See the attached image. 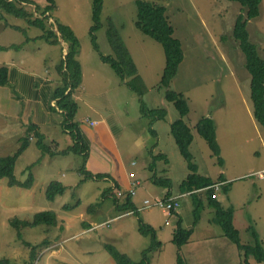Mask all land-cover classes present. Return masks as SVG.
<instances>
[{"label": "rangeland", "instance_id": "374dc122", "mask_svg": "<svg viewBox=\"0 0 264 264\" xmlns=\"http://www.w3.org/2000/svg\"><path fill=\"white\" fill-rule=\"evenodd\" d=\"M31 1L40 7L45 4V0ZM134 1L102 0L100 26L94 32L96 43L101 53L113 55L105 34L107 20L110 18L143 79L146 89L142 99L145 105L164 108L166 114L163 119L143 117L139 111L137 95L123 83L117 86L119 78L100 60L89 35L92 0H55V8L50 12L47 23L52 24V29H55L54 20L68 25L79 39L78 55L84 62L85 73L84 90L80 91V86L76 89L80 92L75 99L77 112L74 121L79 123V127L85 126L86 119L97 118L84 105L87 100L82 93L87 92L86 89L107 90L110 95H118L112 96L119 118L118 127L115 129V123L110 118L108 123L111 130H115L113 140L119 153L124 156L126 175L139 182L133 196L135 206L139 207L144 198L160 196L166 192L165 187L152 182L154 174L169 178L171 190L177 193L178 184L189 171L170 134L169 125L179 117L178 112L171 102L163 98V89L157 88L164 65L163 51L157 42L135 28ZM149 1L166 8L173 36L179 40L183 51V58L169 88L181 92L188 104L189 111L184 121L194 135L189 150L197 166V173L210 177L214 182L219 180L220 173L223 174L227 179L228 191L226 195L220 190L218 200L224 207H232L234 226L241 241H252L247 231L251 219L259 230L264 246V130L252 116L250 75L244 67L243 53L231 36L236 16L244 12L237 2L229 0ZM21 4L27 10L34 11L35 16L41 15L39 10L33 8V4ZM246 29L250 41L256 44L259 54L264 57V0L260 2L258 16L247 21ZM40 33V29L28 25L23 18L0 10V46L7 47L0 49V63L18 61L23 54L27 55L24 57V66L36 63L38 70L43 72L45 66L50 65L49 59L55 58L56 50L40 40ZM60 42L67 47L66 42L61 39ZM15 46L20 47L15 49ZM0 93H4L1 97L7 98L5 102L0 100V155H5L17 148L18 139L25 134L20 128L24 124V105L23 99H14V96L10 98V87L0 86ZM8 98L11 102H8ZM210 114L217 122L219 146H222L224 153L222 155L220 150L222 167L194 128L200 117ZM46 137L56 140L60 148L70 143L61 125L46 131ZM154 146H157L156 150ZM89 148L90 154L84 163L86 170L94 173L87 166L88 158L91 164L93 160L100 164L101 160L91 150V145ZM157 151L165 154L168 163L163 159H153L152 154ZM110 158L115 159L111 155ZM82 163V158L72 153L41 156L33 142L17 157L13 171L15 177L24 181L30 172L33 183L29 188L8 186L7 179L0 178V258H8L13 264H29L28 261L31 264H115L104 248L109 243L133 262H138L142 259V252L151 244L150 236H143L137 230V219L140 218L145 223L151 222L156 239L161 242L159 248L148 250L147 264H176L178 249L171 239L178 216L163 211L158 205L143 208L135 214L130 210H117L115 190H111L109 196H101L102 191L109 188L111 183L103 177L80 181L82 176L78 169ZM53 180L61 182L65 190L62 195L50 201L45 198L44 192L47 184ZM196 191L198 196L205 199V190ZM97 201V208L87 209ZM117 201L121 203L123 198L117 197ZM179 201L176 213L181 218V226L188 228L192 223L191 198L185 195ZM65 204L70 208L65 209ZM41 210L54 211L57 225L23 228L22 238L18 239L16 230L8 224L9 219L16 217L31 220L33 214ZM207 210L205 206L201 212L188 249L182 245L179 251L185 252L184 256L190 264H232L236 255L239 264L240 252L237 249L234 254L235 245L223 236L218 225L209 221L212 212ZM166 220L168 223H165ZM44 240L47 241L45 245L42 244ZM32 245L35 247V256L31 260ZM251 264L264 262L251 259Z\"/></svg>", "mask_w": 264, "mask_h": 264}, {"label": "trees", "instance_id": "16d2710c", "mask_svg": "<svg viewBox=\"0 0 264 264\" xmlns=\"http://www.w3.org/2000/svg\"><path fill=\"white\" fill-rule=\"evenodd\" d=\"M237 2L244 13H239L234 21L231 36L237 42L238 48L243 53L244 67L250 75L249 82V96L252 104V116L256 123L264 130V57L259 54L255 43L250 41L248 31L246 29L247 21L258 16L259 5L261 0H229ZM21 3L28 5L33 4V8L40 11L39 16L34 15V11H29ZM136 14L134 19V26L141 33L147 35L155 42H157L163 51L164 65L162 73L157 85L158 89H163V98L171 102L178 112L179 117L173 120L170 125V134L174 139V143L179 151V154L186 162L188 173L186 177L178 184L177 191L179 194L189 192L193 205L192 208V223L188 228L181 226V218L176 210L171 212L178 216L177 226L173 230L171 241L175 244L178 251L175 257L176 264H190L184 255L179 251L182 245L188 242L195 225L198 223L201 211L204 207L201 198L197 195L196 190L206 187H212L214 183L210 177L203 176L197 173V166L193 162V156L189 150V146L193 140L192 130L190 126L184 121L189 109L186 99L181 92L170 89V82L177 73L178 65L183 58V51L180 42L173 36V27L168 21L166 15V8L163 5L157 4L149 0H135ZM102 7V0H92L91 2V19L92 24L89 28L90 40L93 48L98 52L99 58L106 63L128 89L137 95L139 103V111L143 117H151L152 119H163L166 114L164 108H150L145 105L142 97L145 93V85L143 79L138 73L135 61H133L127 46L124 43L119 30L114 26L110 18L107 20L105 30L106 39L112 49V54H103L99 51L96 43L94 32L100 26V11ZM55 8V0H45L43 7L35 5L31 0H0V10H3L16 17L23 18L28 25L34 26L41 30L39 38L45 42L56 45L60 43V39L67 43V51L63 58L60 59L56 66L59 75V83L54 87L52 98L55 99L57 108L62 110L63 120L61 122L62 130L68 135L70 143L63 148L58 146L56 141H50L44 137L40 132L39 127L32 121L26 122L23 120V125L20 128L25 132L18 140L17 148L11 154L0 155V178H6L8 186H18L29 188L33 183V176L29 172L24 181L18 180L14 175V164L17 157L33 142L39 149L41 156L54 155H79L83 163L79 167L78 172L82 176L81 180L105 178L112 180L111 186L102 191L101 196H109L111 190H115L116 197L114 202L117 210L128 211L135 214L139 211L138 207L132 200L128 188H121L120 185L110 177L108 173L92 174L85 168V161L88 155V144L83 140L80 133L79 123L74 121V116L77 112V103L73 97V92L81 83V66L77 59L79 51V39L68 25L59 21L53 22L55 29H52V24H48L47 20L50 18V12ZM48 13V14H47ZM224 39V36H222ZM20 47V46H19ZM13 47L15 49L19 48ZM5 46H0V49H6ZM9 85L8 67L5 64H0V86ZM13 89V87H12ZM197 134L206 142L211 155L216 157L217 163L222 167L223 159L220 155V146L216 139L215 122L211 116H202L194 124ZM152 134L155 131L151 130ZM53 147V148H52ZM153 159H163L167 163V157L164 153L153 155ZM28 170L30 166L27 167ZM151 169V166L149 167ZM217 182H222L219 186L224 194L227 193V182L223 179V174L220 173ZM152 182L168 189L166 195H169L171 189V180L167 177L156 176L152 177ZM216 182V181H215ZM113 186V187H112ZM223 188V189H222ZM218 189V190H219ZM65 186L59 181H50L45 188V198L47 200H54L57 196L62 195ZM217 190V191H218ZM216 191L213 188H206L205 195L207 204L214 209L212 217L209 219L211 223L218 225L225 236L232 242L240 252L239 264H251L249 259L252 258L257 262H264V246L260 240L258 233L251 220L247 225L252 241L251 243H243L240 239L239 232L234 226L233 209L232 207H223L219 200H217ZM119 194V195H118ZM215 195V196H214ZM117 197H122L123 201L118 203ZM180 205V201H179ZM99 201L90 207H98ZM65 209H69L68 205H64ZM137 230L143 236H150L151 244L147 250L142 252V259L138 262H133L126 254L118 251L112 244H105L104 248L115 261V264H147L148 259L146 254L148 250H155L161 246V242L156 239L154 228L143 222L140 218L137 219ZM58 223L56 213L52 210H41L33 214L31 220L10 218L8 224L16 230V237L22 238L21 229L26 227H35L38 225L56 226ZM46 240L42 242L46 244ZM27 245H30L28 242ZM34 245L30 250L31 260L35 256ZM31 264V261H28ZM0 264H13L8 258H0ZM68 264V263H64Z\"/></svg>", "mask_w": 264, "mask_h": 264}, {"label": "crops", "instance_id": "0c3cea01", "mask_svg": "<svg viewBox=\"0 0 264 264\" xmlns=\"http://www.w3.org/2000/svg\"><path fill=\"white\" fill-rule=\"evenodd\" d=\"M42 41L45 42L44 40ZM52 46L56 50V56L54 59H49L48 62H50L49 63L50 65L45 66V68L43 69V72L41 70L40 71L38 70L36 63L35 64L30 63L34 65L24 66V63H25L24 57H27V55H23V54L21 55L18 61L13 60V62H11L10 64H8L7 62H2L0 64H5L8 67V80H9L10 86L9 85H6V86L10 87L11 89L13 87L12 95H10V98L14 96L15 97L14 99H20V100L23 99V105H24V108L22 111L23 120L26 122L32 121L39 127L40 132L44 135L46 139L50 141H56L54 139L47 138L46 131H48L50 128H57L59 125H61V122L63 120L62 110L57 108L55 104V99L52 98V92H53L54 87L59 83V75L57 73L56 66L59 63L60 59L63 58V56L65 55L67 51V47L64 44H59V45L56 44ZM77 59L79 60L80 66H81L82 76H81V83L79 86L81 87L80 91H82L84 90V85H83L84 83L83 79L85 75L84 62L82 61L79 55H77ZM85 67H86V63H85ZM51 69L55 71L52 72ZM121 84L122 83L120 82L118 83L117 86H120ZM86 90L87 92L84 91L82 93L83 98L87 100L84 102V105L88 106L90 110L96 114L97 118L86 119L87 121L85 122L87 123L84 124L85 126L79 127L80 133L83 137V140L88 144V147L91 145L92 147L91 150L94 152V154L96 153L98 158L101 160L100 164H98L95 160H93L91 164L90 157H89L87 160V166L94 172V173L91 172L92 174H95V172L96 173H108L110 177L114 179L120 185L121 188H128L132 180L129 179V177L126 175L124 156L119 153L117 144L113 140V132L115 130L112 131L111 126L108 123V119L110 118L115 123V129L118 127L119 118L117 116V112L114 107L115 105L113 104V101H112V99H114L113 97H117L118 95H116L115 93L113 95H110L107 92V90L105 91H93V90H88V89ZM13 91L15 92L13 93ZM80 91L75 90L73 92L74 99H76ZM94 92H96V94H94ZM104 92H107V94L106 93L104 94ZM118 92L120 91L118 90ZM1 96H4V93H0V100L3 99L4 100L3 102H5L7 98H3ZM8 102H11V99ZM99 104H101L102 106H99ZM209 116L212 117L211 114ZM214 122H215V128H216L215 129L216 139L218 141V144H220V139L218 137V130H217V122L215 120ZM193 138H194V135H193ZM156 147L154 146V150H156ZM220 150H221V154L223 155L224 153L222 152V146L220 147ZM158 153H163V152L157 151L153 153L152 156L157 155ZM88 154H90V148H88ZM110 155L114 157L115 159L110 158ZM163 171H165V169ZM223 179H225L224 181L227 182V179L225 177H223ZM107 181L111 183L110 181L112 180L110 179ZM220 190L221 189H219L215 193L217 196V200H218L217 194ZM167 191L168 189H166V192L160 196L164 197ZM178 194H179L178 192L174 193L170 189L168 196H176ZM132 200L135 203L133 197H132ZM201 200L204 205L203 209L205 208V206H207V209H208L207 211L208 212L211 211L212 212L211 215H212L214 209L207 204L206 195H205V199L201 198ZM148 223L151 225L150 221H148ZM256 231L258 233V236H260L259 230L256 229ZM193 232H194V229H193ZM193 232L191 236L193 235ZM190 242L191 240L189 238L188 242L184 244L186 250L188 249L187 246H189ZM235 248L233 249L234 254H236L235 252L237 251V248L236 249ZM181 252H183L182 254L185 255L184 251H181ZM237 257L238 255H236V258L234 257V259H232V264H237V261H238ZM251 259L252 258L249 259L250 263H251Z\"/></svg>", "mask_w": 264, "mask_h": 264}, {"label": "built area", "instance_id": "2783aa9c", "mask_svg": "<svg viewBox=\"0 0 264 264\" xmlns=\"http://www.w3.org/2000/svg\"><path fill=\"white\" fill-rule=\"evenodd\" d=\"M132 173L129 174L131 176ZM139 184L138 180H132L129 187L128 192L131 196L135 194V187ZM222 182H214L211 186L212 187H206V188H213L215 191H217L220 187ZM206 188L200 189L205 190ZM189 192L181 193L176 196H167V197H161V196H152L149 198H144L142 200V205L138 207L139 210L149 207V206H160L163 211L171 212L172 210H176L179 207V198L182 196H185ZM119 195V194H118ZM215 196V195H214ZM165 223H168L166 220Z\"/></svg>", "mask_w": 264, "mask_h": 264}]
</instances>
